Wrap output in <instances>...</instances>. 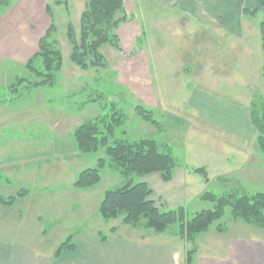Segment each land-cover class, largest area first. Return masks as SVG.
Here are the masks:
<instances>
[{"label":"rangeland","instance_id":"rangeland-1","mask_svg":"<svg viewBox=\"0 0 264 264\" xmlns=\"http://www.w3.org/2000/svg\"><path fill=\"white\" fill-rule=\"evenodd\" d=\"M86 1L30 0L32 27L40 24L43 17L47 20L46 30L33 40L35 53L41 37L55 24L53 38L62 51L63 65L53 85H41L25 67L28 61L23 65L14 64L15 54L3 45L0 196L18 198L12 205L0 203L1 209L12 206L7 215L6 235L13 237L15 244L33 245L39 252L51 255L70 234L84 230L110 235L115 227V233L150 239L159 234L143 226L127 224L122 218L108 222L103 219L99 205L104 192L125 181L112 167L103 169L102 181L96 186L81 190L74 186L76 176L85 168L97 166L98 158L104 154L80 153L72 134L85 120L108 114L112 103L126 114L125 121L115 129V137L153 138L172 146L173 155L181 164L176 169L175 180L186 181L183 204L189 216L214 207V203L199 198L206 191L215 194L241 188L264 191V155L258 148L256 134L249 141L213 127L217 126L213 123L217 113L209 115L215 119L212 124L202 121L197 116L200 111L190 106L189 98L192 87L201 88L220 100L246 108L248 96L253 100L254 93H262L255 88L264 66L262 13L244 17L242 26L246 31L241 37L210 34L212 39H220L215 40V47L223 50L224 62L209 56L207 63L209 34L200 31L207 24L184 16L178 0H124L125 13L132 19L122 22L115 30L119 47L103 44L99 49L104 58L101 64L84 69L71 60L68 28L80 38ZM27 3V0H0V18L8 8L11 13L14 7L16 12L10 20L17 29L19 22H26L19 9ZM197 48H200L198 55ZM20 78L30 81L14 93L10 85ZM92 97L100 103L91 102ZM137 106L150 110L158 124L145 120L137 113ZM15 140L24 145L14 146ZM201 167L206 168L209 181L195 172ZM22 189L28 193L18 197ZM178 194L171 191L168 195L176 199ZM153 197L157 205L168 208L157 192ZM1 209L0 218H5ZM50 222L55 224L53 228ZM221 222L232 225L229 209ZM174 227L159 235L180 240L174 234ZM247 229L264 235V231L252 225L247 224ZM214 238L202 239V254L211 250ZM182 242L188 245L187 250L192 245Z\"/></svg>","mask_w":264,"mask_h":264},{"label":"trees","instance_id":"trees-1","mask_svg":"<svg viewBox=\"0 0 264 264\" xmlns=\"http://www.w3.org/2000/svg\"><path fill=\"white\" fill-rule=\"evenodd\" d=\"M264 6V0H262ZM262 13L260 31L264 51V9L243 8V13L250 16ZM120 13L123 15L117 17ZM125 13L124 0H87L86 10L82 14L81 36L78 39L73 29L68 28V37L72 43L71 60L81 68L97 66L103 56L100 47L110 43L119 47V36L116 29L122 22L131 20ZM55 24L52 23L46 35L39 41L38 51L28 60L26 68L39 79L41 85H53L57 79L56 73L62 68L63 55L58 48V42L53 38ZM101 64V63H100ZM27 78H20L10 85V90L17 93L19 87ZM91 102L100 103L98 98H90ZM98 100V101H97ZM94 103V102H93ZM106 107V106H104ZM251 122L256 132L258 148L264 155V95L254 93L250 102ZM137 113L145 120L158 124L153 119L150 110L143 106L136 107ZM125 111L111 104L108 114L82 122L73 132L76 147L80 153H102L95 167L83 169L77 176L74 186L78 189L92 188L102 181L103 169L112 167L124 178V183L114 189L104 192L99 205V212L105 221L122 218L127 224L143 226L156 233L162 234L174 227V234L181 240L192 244L186 253V262L192 264L197 253L195 243L213 226L218 231H226V223L221 222L230 210V217L235 221H242L264 231V191H248L234 189L224 194L206 191L199 195L201 200L214 203L213 208L195 212L192 216L184 205L177 208H164L157 205L151 185L143 180L148 174L160 173L165 182L173 179L180 163L172 152V146L167 142H159L153 138L131 139L127 136L115 137V129L125 121ZM195 172L209 181L205 167L195 169ZM222 179V178H221ZM28 190L22 189L19 196H25ZM18 198L10 196L4 199L0 196V203L12 205ZM111 234L117 229H111ZM102 241L108 239L105 232H98ZM76 246L72 236H69L56 249V256L63 251H73Z\"/></svg>","mask_w":264,"mask_h":264},{"label":"crops","instance_id":"crops-1","mask_svg":"<svg viewBox=\"0 0 264 264\" xmlns=\"http://www.w3.org/2000/svg\"><path fill=\"white\" fill-rule=\"evenodd\" d=\"M27 1V4L19 6L20 13L24 15L25 18H23L26 22H19L17 29L15 28L16 24L10 20V16L16 12L14 7L11 9V13L8 8V11H5L0 18V54L4 47L10 48L16 56H13L15 57L12 60L14 64H24L28 61L35 53L33 40L46 30L47 20L45 17L41 19L40 24L32 27L34 26L30 21V16H32L30 11L32 12V10H29L32 2ZM177 3L178 8L183 10L184 16L198 23L207 24L200 30L204 34H209L206 47L207 63L209 56H215L219 63L224 62L223 50L215 47V40L219 41L220 39L215 37L212 39L210 34L241 37L246 31L245 26H242L246 16L243 13V8L264 9L262 0H178ZM198 32L199 30L196 31V34H199ZM196 38L197 41L198 35ZM227 40L229 39L227 38ZM199 50L200 48H197L195 51L196 55L200 52ZM200 63L201 61H199ZM262 69L263 72L259 74L260 77L255 88H259L264 95V66ZM192 88L189 95L190 106L200 111V114H197L199 119L212 124L215 119L209 115L217 113L216 120L213 122L217 126L212 125L213 127L228 133L232 132L235 136L249 141L253 140L256 133L251 122L249 96L246 99V108H240L229 101L218 99L216 95L201 88ZM14 142L16 143L14 146L24 145L20 141L18 144L16 140ZM258 159L262 162V157ZM177 177L176 170L173 179L169 182H165L159 173L148 174L143 177V180L151 185L154 194L158 193L159 198L164 204L166 203L165 207L177 208L184 205L185 197L183 195L187 190L186 181L176 182ZM171 191L179 193L178 198L171 199L168 195ZM11 210L12 206L1 209V214H4L5 218H0V264H188L186 262L188 245L179 238H166L165 235L159 234L153 235L150 239V236L148 238V236L113 233L108 236L106 241H102L98 233L84 230L69 235L72 236L76 246L75 250L63 251L59 256H56V249L62 241L55 247L51 255H46L42 251L39 252L33 245L15 244L14 238L6 235L5 227L9 225L6 223L8 222L7 215ZM51 225L52 228L55 226L54 223ZM213 227L216 229L211 231ZM213 227L197 239L195 246L198 250L192 264H264L263 234L255 233L252 230L248 232L246 223L235 220L232 225H226V231L222 233L216 226ZM208 236H215L211 241L214 244L210 243L211 250L202 254L201 245L203 243L201 241ZM15 237L17 240V236Z\"/></svg>","mask_w":264,"mask_h":264}]
</instances>
